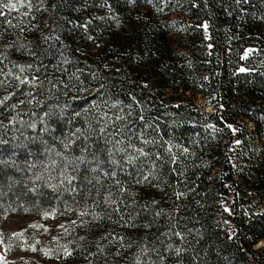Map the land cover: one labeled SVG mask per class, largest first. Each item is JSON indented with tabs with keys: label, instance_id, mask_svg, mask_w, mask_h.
<instances>
[{
	"label": "trees",
	"instance_id": "trees-1",
	"mask_svg": "<svg viewBox=\"0 0 264 264\" xmlns=\"http://www.w3.org/2000/svg\"><path fill=\"white\" fill-rule=\"evenodd\" d=\"M31 2L0 16L16 264H264V0Z\"/></svg>",
	"mask_w": 264,
	"mask_h": 264
},
{
	"label": "snow or ice",
	"instance_id": "snow-or-ice-1",
	"mask_svg": "<svg viewBox=\"0 0 264 264\" xmlns=\"http://www.w3.org/2000/svg\"><path fill=\"white\" fill-rule=\"evenodd\" d=\"M42 2V0H41ZM26 4V6L28 8H31L32 7V2L31 0H0V16H3L5 15V13L3 12V9L4 8H7L9 11H12V10H18V6L19 7H24ZM24 15H28V13H25ZM9 25L11 26V21L8 22ZM206 27V26H205ZM2 35V34H0ZM0 63H2V61H0ZM15 66V65H14ZM28 67H31L30 65ZM2 71V70H0ZM19 71L20 73H23L25 71V67L24 66H19ZM240 71H245V69H240ZM6 76H12V73L11 71H9L7 74H5ZM14 79L18 80L19 81V84L20 85H24V84H27L29 83V80L28 78H21L20 75H16L14 76ZM7 83V80H0V87H3L5 84ZM7 99V97L5 98ZM2 103V102H0ZM101 131L103 132V129H101ZM148 141H146L147 143ZM0 143H2V141H0ZM119 143V142H118ZM237 143H239V141H237ZM136 151L140 152L141 155H146V153L143 152V149H137ZM59 155V154H58ZM137 159V157H133V156H129V160L128 162L131 164L133 163V161ZM55 163V162H54ZM69 163H73L72 161H69ZM80 163H84V160L83 158H79V163H76L75 166L73 167L72 171L75 172L77 171V169L79 168V164ZM96 169H92V171H95ZM105 175H111V176H115L116 173L115 172H111V173H105ZM61 176L63 177L61 180H60V183L63 184V183H67L69 185H72L73 182L75 181L76 179V176L74 175H70V174H67V165H65V169H64V172L61 173ZM37 179H40V177H37ZM144 180H147V177H144L143 178ZM141 181L140 180H137V183H140ZM117 183H119V181H117ZM72 191H75V188H72L71 189ZM122 191H124V189L122 188L121 189ZM227 210V209H226ZM87 213H81V215H86ZM14 235L16 236H22L23 233H15ZM177 235H179V233H177ZM35 250V249H33ZM70 254V253H68ZM2 259V258H0Z\"/></svg>",
	"mask_w": 264,
	"mask_h": 264
},
{
	"label": "rangeland",
	"instance_id": "rangeland-1",
	"mask_svg": "<svg viewBox=\"0 0 264 264\" xmlns=\"http://www.w3.org/2000/svg\"><path fill=\"white\" fill-rule=\"evenodd\" d=\"M197 104H199V106H201V108L205 112L211 111L210 105L204 102L203 100L198 101ZM12 225H13V221H10L7 223L6 227L10 228L13 231L14 228L12 227ZM260 248H264V242H260L255 246V249H260ZM0 258H2L0 259V264H16L17 261L20 260V254L18 252L8 254L0 239ZM55 261H58V262H55ZM47 264H68V258H64L62 262H61V259L57 258L53 261V263L47 262Z\"/></svg>",
	"mask_w": 264,
	"mask_h": 264
}]
</instances>
